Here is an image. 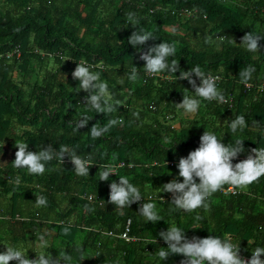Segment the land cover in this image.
<instances>
[{
	"label": "trees",
	"instance_id": "obj_1",
	"mask_svg": "<svg viewBox=\"0 0 264 264\" xmlns=\"http://www.w3.org/2000/svg\"><path fill=\"white\" fill-rule=\"evenodd\" d=\"M129 13L139 24H130ZM135 30L156 39L133 48L128 38ZM247 32L264 36V0H0V252L13 246L29 259L67 254L70 264H181L182 255L158 256L165 247L159 233L169 226L183 229L189 240L231 238L242 254L264 247V177L234 193L225 185L208 208L193 212L175 209L172 194L160 192L173 179L182 182L179 159L199 146L204 130L225 145L243 140L234 164L251 149L264 148V39L258 52H249L239 45ZM160 42L176 46L169 57V63L178 61L175 74L144 71L141 53ZM14 49L20 56L6 58ZM82 62L100 72L118 101L113 113L85 105L88 93L71 75ZM197 65L206 75L219 76L216 85L227 103L201 100L198 112L186 115L175 104L184 94H195L187 80L175 76ZM250 65L255 87L248 90L238 73ZM132 66L139 73L134 82L127 78ZM192 79L198 86L194 74ZM84 115L89 122L76 131ZM237 115L247 127L233 134L228 125ZM113 119L123 123L91 138L93 124L108 126ZM20 141L33 152L50 144L90 157L89 176L76 175L67 156L62 164L55 158L48 162L42 175L13 167ZM103 165L114 166L117 175L100 181ZM120 175L142 196L123 214L108 203L109 185ZM40 195L46 206L35 203ZM147 202L156 204L160 221L147 222L138 213ZM127 219L135 241L119 237ZM45 233L49 246L41 247L38 235Z\"/></svg>",
	"mask_w": 264,
	"mask_h": 264
},
{
	"label": "clouds",
	"instance_id": "obj_2",
	"mask_svg": "<svg viewBox=\"0 0 264 264\" xmlns=\"http://www.w3.org/2000/svg\"><path fill=\"white\" fill-rule=\"evenodd\" d=\"M127 19L133 26L139 24L134 13H129ZM150 39H156L152 32L135 30L128 38V44L133 48H139ZM262 39L264 36L247 32L241 38L239 45L249 52L256 53L259 51V41ZM230 42L235 43L232 38ZM176 51L175 44L167 42H160L149 47L139 57L144 61L145 73L151 76H157L165 71L175 74L179 70L178 61L172 59L169 63V57L174 56ZM92 67L86 62L76 63V67L71 73L72 78L79 81L80 90L88 93V96L85 97V105L90 110L102 114H111L116 111L118 101H114L107 83L101 81L100 72L92 71ZM254 71L255 69L251 65L240 70L238 73L240 82L250 86L248 82L251 80ZM193 74L199 79L198 86L196 80L192 79ZM138 76L137 67L132 66L127 78L134 82ZM175 77L176 79L187 80L195 94L194 96L184 94L182 101L175 104L177 108L183 110L184 114L197 113L201 100L227 103L225 96L216 85L219 77L206 75L198 65L189 71H180L179 77ZM119 83H123V79ZM133 116L138 118L139 114L133 113ZM88 122L89 118L86 115L82 116L76 122L75 130L85 127ZM117 123H123L122 119L110 120L108 126L93 124L90 128L91 138L101 137L111 125ZM228 127L233 134L237 133L238 130L243 131L247 127L245 117L237 115L229 122ZM242 141L236 140L235 146L225 145L213 131L204 130L199 138V146L190 151L187 157L179 159L177 168L182 182L173 179L164 184L160 192L172 194L170 203L175 206V209L193 212L199 208H208L209 199L217 191H222L225 185L230 186L233 190L244 189L259 181L261 177H264V148L251 149L250 154L245 159L234 164L233 160L244 151ZM14 147L17 150L15 159L11 164L17 169H26L29 174L42 175L46 171L48 162L55 158L62 164L65 156L69 158L73 170L78 176H89V167L93 165L90 157L82 158L75 150L70 151L66 146H62L59 151H56L49 144L42 150L33 152L28 150V143L20 141L15 142ZM164 164L166 165L165 162ZM102 169L100 181H107L110 174H116L112 165H103ZM118 177V182L113 181L109 185L108 203L114 205L123 214L125 208L140 202L142 196L139 188L134 186L126 176L120 175ZM15 183L20 184L19 177L16 178ZM35 203L37 206H46L47 198L43 195L37 196ZM138 213L147 222L155 223L161 220L156 204L153 202L142 203ZM195 219L200 220L202 217L197 215ZM64 232L67 233L68 228H65ZM45 235L47 233L38 235L41 247L49 246ZM159 236L167 245L166 248H162L158 252L161 260H165L170 255H182L184 259L181 264H264V259L261 258L264 256V247L261 246L255 247L251 252V258L245 260L239 255V243H232L231 238L221 239L217 236H208L206 238L193 237L189 240L185 231L177 226H169L166 231H161ZM5 249L4 252H0V264H10L12 261H15L16 264H61V261L64 264H70L71 261V257L67 254L60 258H55L50 254H40L35 259H29L19 247L8 246Z\"/></svg>",
	"mask_w": 264,
	"mask_h": 264
},
{
	"label": "built area",
	"instance_id": "obj_3",
	"mask_svg": "<svg viewBox=\"0 0 264 264\" xmlns=\"http://www.w3.org/2000/svg\"><path fill=\"white\" fill-rule=\"evenodd\" d=\"M19 56H20V52H19L18 49H14L13 51H11V52H9L8 54H6V58H10V57L18 58ZM212 76L216 77V76H218V75H212ZM218 77H219V76H218ZM248 83H249L250 86H246V85L244 84V87H245L246 89L250 90L251 88L255 87V85H254L253 83H251V82H248ZM256 87H257L258 89H261V88H262V86H260V85H257ZM227 191H228V192H233V193L235 192L231 187H229V188L227 189ZM89 198H91V197H89ZM130 230H131L130 220L127 219V220H126V223L124 224V228H123L122 232L119 234V237L122 238V239H124L125 241H128V242H129V241H135L136 238H135L134 236H131V234H130ZM109 234H111V231L109 232ZM190 240H191V239H190ZM162 242H163L164 245H165V247H162V248H166V247H167L166 243H165L164 241H162ZM162 248H160V250H162ZM239 255H240L241 258H243V259H245V260H248V259L251 258V253H250V254H242V253L239 252Z\"/></svg>",
	"mask_w": 264,
	"mask_h": 264
},
{
	"label": "rangeland",
	"instance_id": "obj_4",
	"mask_svg": "<svg viewBox=\"0 0 264 264\" xmlns=\"http://www.w3.org/2000/svg\"><path fill=\"white\" fill-rule=\"evenodd\" d=\"M176 126H178V125H176ZM6 160V159H5ZM4 161V159L1 161V163ZM110 232V231H109ZM109 232H108V234H109Z\"/></svg>",
	"mask_w": 264,
	"mask_h": 264
}]
</instances>
